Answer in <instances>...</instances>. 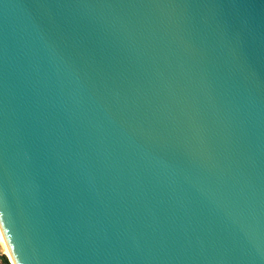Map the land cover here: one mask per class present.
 <instances>
[{
    "label": "water",
    "instance_id": "water-1",
    "mask_svg": "<svg viewBox=\"0 0 264 264\" xmlns=\"http://www.w3.org/2000/svg\"><path fill=\"white\" fill-rule=\"evenodd\" d=\"M0 225L15 264H264V0H0Z\"/></svg>",
    "mask_w": 264,
    "mask_h": 264
},
{
    "label": "bare ground",
    "instance_id": "bare-ground-1",
    "mask_svg": "<svg viewBox=\"0 0 264 264\" xmlns=\"http://www.w3.org/2000/svg\"><path fill=\"white\" fill-rule=\"evenodd\" d=\"M0 252L2 254H4V255L6 254L9 257L11 264H15L12 256L9 253L8 246H7V243H6V240H5L1 225H0Z\"/></svg>",
    "mask_w": 264,
    "mask_h": 264
},
{
    "label": "rangeland",
    "instance_id": "rangeland-1",
    "mask_svg": "<svg viewBox=\"0 0 264 264\" xmlns=\"http://www.w3.org/2000/svg\"><path fill=\"white\" fill-rule=\"evenodd\" d=\"M4 256L6 257L7 255L5 254ZM6 258H7L8 262H9V264H11L9 257L7 256ZM3 262H4V259L0 258V264H3Z\"/></svg>",
    "mask_w": 264,
    "mask_h": 264
},
{
    "label": "trees",
    "instance_id": "trees-1",
    "mask_svg": "<svg viewBox=\"0 0 264 264\" xmlns=\"http://www.w3.org/2000/svg\"><path fill=\"white\" fill-rule=\"evenodd\" d=\"M3 264H9V262H8V260H7L6 257L4 258V262H3Z\"/></svg>",
    "mask_w": 264,
    "mask_h": 264
}]
</instances>
